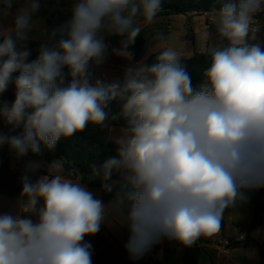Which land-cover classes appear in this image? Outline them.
<instances>
[{"label": "clouds", "instance_id": "clouds-1", "mask_svg": "<svg viewBox=\"0 0 264 264\" xmlns=\"http://www.w3.org/2000/svg\"><path fill=\"white\" fill-rule=\"evenodd\" d=\"M162 4L71 0L70 19L48 28L33 19L41 0H0V119L20 129L0 132V147L21 159L89 125L116 133L108 136L116 154L89 165L99 191L52 174L49 164H25L19 197L7 209L0 204V264H93L85 238L110 222L127 230L133 261L164 240L190 248L264 187V29L254 23L264 0H220L213 16L220 42L197 85L171 48L135 63L122 80H93L90 68L105 63L109 49L131 57L141 23ZM10 88L11 101L3 98ZM42 167L47 174L33 180Z\"/></svg>", "mask_w": 264, "mask_h": 264}, {"label": "trees", "instance_id": "trees-1", "mask_svg": "<svg viewBox=\"0 0 264 264\" xmlns=\"http://www.w3.org/2000/svg\"><path fill=\"white\" fill-rule=\"evenodd\" d=\"M16 5L13 7V12L16 9ZM220 7L219 0H163L162 10L157 14L155 18H171L180 15H189L192 12L197 13H214V10H218ZM71 0H41V8L36 14V17L43 18L46 21L48 28L59 27L67 22L71 16ZM211 31L215 33L214 26ZM216 35V33H215ZM217 42L219 43V37L216 35ZM40 41H29L28 47L31 50L30 59L35 58L37 55V49ZM117 38H111V45L117 46ZM147 49V41L140 31V34L136 37L134 43L131 45L129 52L131 53V59L136 63L141 61L144 53ZM117 52H125L124 49H120ZM160 51L151 54L147 60V63H151L155 56ZM182 63L186 66L187 70L191 73L193 84L197 85L200 83V75L203 70L209 65L210 56L208 51L206 52H195V54L187 59H181ZM125 71H120L116 80H122ZM93 80L97 78L99 73L90 72ZM4 99L11 101L13 99V90L10 88L9 91L4 95ZM114 111L119 110V105L113 102L112 106ZM121 122H113V126L120 127ZM20 129L11 131V126L7 125L3 119H0V132L8 133L10 135L18 134ZM109 136V129H102L89 125L84 132L78 133L72 138L67 140L61 139L57 142L55 148L51 151L45 150L42 154V158L46 163L51 164L54 159L62 161L61 175L67 178L80 177L82 182H85L88 187L100 189V181L89 180V165L95 163L97 165L102 164L107 158L116 154V145L112 143ZM10 151L7 145L0 147V195L6 196H18L21 193L22 185L20 183L21 175L14 173L10 169ZM102 198L107 202L111 197L109 195L101 193ZM250 206L252 212V221L247 225L248 232H251L255 227L264 223V187L252 190V198L250 199ZM227 220L222 219L221 229L226 227ZM235 226L243 225V222L234 223ZM258 245L260 254L264 257V241L262 244L254 241ZM169 243L172 247H168ZM205 244L200 239L190 248H185L182 245L169 242L163 246L164 249V262L147 257L146 253L136 261L129 258V255L125 249V246L113 247L107 245L103 250L99 251L96 255L98 264H177L178 255L176 261L171 259V253L176 251L179 247L184 248L185 256L184 264H200V260L203 256H208L211 264H216L214 254L216 251H212L206 248ZM240 243L236 242L234 247L239 246ZM160 247L154 245V249L157 250ZM197 259V260H195Z\"/></svg>", "mask_w": 264, "mask_h": 264}, {"label": "crops", "instance_id": "crops-1", "mask_svg": "<svg viewBox=\"0 0 264 264\" xmlns=\"http://www.w3.org/2000/svg\"><path fill=\"white\" fill-rule=\"evenodd\" d=\"M220 1V0H219ZM18 7V5H16ZM34 20H41L42 27H46L47 23L43 18L34 16ZM264 29V13L258 14L257 21L254 22ZM141 31L144 34L147 41V49L144 53L141 61L147 62L149 56L164 48H171L179 54L181 59L187 60L191 58L195 52H206L212 47L213 44L218 43L216 35L211 31L209 25L207 24V15L199 17L197 20L191 18V16L180 15L171 18H154L150 23L140 25ZM173 32L177 33V41L172 43L170 41V34ZM37 38L33 41L39 40V30L37 29L33 33ZM135 61H133L130 56L125 52H115L112 53L109 49V53L105 63L100 65V71H95L99 74L105 73L108 79L110 74L107 71L115 70L125 71L126 69L134 68ZM107 70V71H106ZM112 82V80H109ZM114 129H118L119 126H113ZM116 133H110L109 135H115ZM10 151V150H9ZM32 158V154L29 153ZM29 158V161L30 159ZM22 159V158H21ZM21 159H17L12 152H10V169L14 173H19L22 176L21 171ZM33 159L41 161L42 165H47L48 163L41 156L33 155ZM62 161L59 159H54L51 164H49V169L52 174H61ZM46 167H43L42 172L33 174L32 179L35 180L39 175H46ZM74 180H80L79 176L71 178ZM81 181V180H80ZM92 190L99 191L98 188L89 187ZM102 192H100L101 195ZM18 196H6L0 195V204L4 206L5 209L13 205ZM247 200L239 202L237 206L233 209H229L224 218L227 220L226 227L223 229V234L226 237L232 238L240 243L239 246L233 247L226 253H220L219 255L214 254V259L216 264H264V257L260 254L259 246L256 242L262 244L264 241V223L262 225L255 227L251 232H248L247 225L252 221V212L250 206V199L252 198V191L247 193ZM264 219V214H263ZM243 222V225L235 226L234 223ZM128 238V233L126 229L118 227L114 222H110L109 225H102L100 231L92 236L86 237V241L90 242L92 245L93 252V264H98L96 260V255L99 251L103 250L107 245L117 247L125 246ZM200 240L205 243L206 248L215 251L212 243V237H201ZM166 243L164 240L162 243L156 244L160 248L155 250L154 246L151 247L149 251L146 252L147 257H152L153 259L164 262V249L163 246ZM169 243L168 247H172ZM176 251L171 253V259L176 261L178 255L177 264H184L185 252L184 248L179 247ZM197 260V259H195ZM200 264H211L208 256H203L200 260Z\"/></svg>", "mask_w": 264, "mask_h": 264}, {"label": "built area", "instance_id": "built-area-1", "mask_svg": "<svg viewBox=\"0 0 264 264\" xmlns=\"http://www.w3.org/2000/svg\"><path fill=\"white\" fill-rule=\"evenodd\" d=\"M203 15H207V24L209 25V28L211 29L213 27V16L215 15L214 13L192 12L189 14V16H191V18H193L195 20H197L199 17H201ZM257 19H258V14L255 17L254 22L257 21ZM106 75L107 74H105V73H101L97 76L96 79H100V80H103L105 82H109V79ZM42 171H43V167L38 172H42ZM212 243L214 244L213 247H214L217 255H219L220 253H226L228 250H230L234 247L233 240H231L230 238H227L223 234V230H220L217 234L212 236Z\"/></svg>", "mask_w": 264, "mask_h": 264}, {"label": "rangeland", "instance_id": "rangeland-1", "mask_svg": "<svg viewBox=\"0 0 264 264\" xmlns=\"http://www.w3.org/2000/svg\"><path fill=\"white\" fill-rule=\"evenodd\" d=\"M170 36V41L172 42V43H175L178 39H177V37H178V35H177V33H175V32H173L172 34H170L169 35ZM95 71H100V65L99 66H95V65H93L91 68H90V72H95ZM107 71V70H106ZM116 72H113V71H107L109 74H110V77H111V79L109 78V80H112V81H114V80H116L117 79V76L119 75V70H115ZM110 82V81H109ZM31 154V153H30ZM41 156V155H40ZM31 158V157H30ZM30 160H34L33 159V154H32V158L30 159ZM35 160H37V159H35ZM39 161V160H38ZM41 162V161H40ZM227 238H229V237H227ZM231 240H233V244L235 245V243L236 242H238V241H236V240H234V239H232V238H230Z\"/></svg>", "mask_w": 264, "mask_h": 264}, {"label": "water", "instance_id": "water-1", "mask_svg": "<svg viewBox=\"0 0 264 264\" xmlns=\"http://www.w3.org/2000/svg\"><path fill=\"white\" fill-rule=\"evenodd\" d=\"M29 158H30V156L28 154L27 156H25V157H23L21 159V167L20 168H21V171H22V175H23V171H24V166L29 161Z\"/></svg>", "mask_w": 264, "mask_h": 264}]
</instances>
